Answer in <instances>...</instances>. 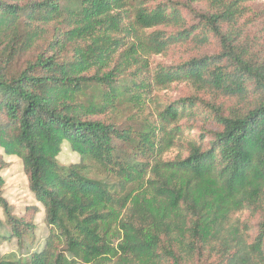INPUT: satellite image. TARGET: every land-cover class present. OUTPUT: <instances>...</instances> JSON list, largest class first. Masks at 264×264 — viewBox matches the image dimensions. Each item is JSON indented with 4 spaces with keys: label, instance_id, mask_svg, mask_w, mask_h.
<instances>
[{
    "label": "trees",
    "instance_id": "1",
    "mask_svg": "<svg viewBox=\"0 0 264 264\" xmlns=\"http://www.w3.org/2000/svg\"><path fill=\"white\" fill-rule=\"evenodd\" d=\"M255 1L0 0V264H264Z\"/></svg>",
    "mask_w": 264,
    "mask_h": 264
},
{
    "label": "rangeland",
    "instance_id": "2",
    "mask_svg": "<svg viewBox=\"0 0 264 264\" xmlns=\"http://www.w3.org/2000/svg\"><path fill=\"white\" fill-rule=\"evenodd\" d=\"M156 1V0H155ZM254 10L256 12H262L264 11V0H257L254 2ZM153 62L156 63H165L170 64L173 60H176V57H159L155 56L153 59ZM166 95L168 98H176L179 96V91L177 89L175 90H168L167 92H163L162 95ZM133 117V116H132ZM129 120V117L125 122L132 123L131 118ZM134 124V123H133ZM60 165L67 166L69 164H74L79 162V158L76 154L71 153L67 146H63V149L61 151V154L58 158ZM7 162V169L3 172V177L5 179V196L9 200L10 204L14 207L15 212H21L25 209H29L31 207H37L38 213L35 218V223L37 226L36 229V239L39 242H42L43 236L46 231L45 227V213L44 209L41 205L36 204L34 201V198L28 191L27 186V179L24 176L22 172V167L20 165V162L16 158H6ZM9 249L6 247H2L0 249L1 252L5 253Z\"/></svg>",
    "mask_w": 264,
    "mask_h": 264
}]
</instances>
